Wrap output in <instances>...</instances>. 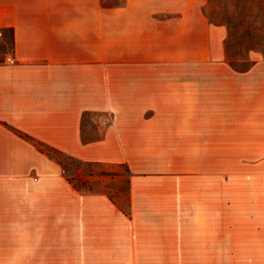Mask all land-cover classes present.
I'll use <instances>...</instances> for the list:
<instances>
[{"label": "crops", "instance_id": "1", "mask_svg": "<svg viewBox=\"0 0 264 264\" xmlns=\"http://www.w3.org/2000/svg\"><path fill=\"white\" fill-rule=\"evenodd\" d=\"M144 1L184 34L222 28L208 0L128 3ZM94 9L0 0V264H264V64L144 74L96 47ZM32 138L124 164L129 211L70 181Z\"/></svg>", "mask_w": 264, "mask_h": 264}, {"label": "rangeland", "instance_id": "2", "mask_svg": "<svg viewBox=\"0 0 264 264\" xmlns=\"http://www.w3.org/2000/svg\"><path fill=\"white\" fill-rule=\"evenodd\" d=\"M156 5L95 0L96 47L108 45L111 58L144 62L136 68L144 74L261 73L257 66L264 64V0H208L204 12L210 23L222 28L201 34H184L182 22L169 21L172 12L152 10ZM130 6L141 7L139 17L135 18L139 11ZM10 39L8 35L6 42ZM49 155L74 184L104 191L128 210V172L124 164L81 161L54 150Z\"/></svg>", "mask_w": 264, "mask_h": 264}, {"label": "trees", "instance_id": "3", "mask_svg": "<svg viewBox=\"0 0 264 264\" xmlns=\"http://www.w3.org/2000/svg\"><path fill=\"white\" fill-rule=\"evenodd\" d=\"M228 48V47H227ZM32 141L37 145V147L40 149V150H42V151H44V152H46V153H48V154H50V150H54V151H56V152H60V153H62L61 151H59L58 149H56V148H54V147H50V146H47L46 144H44V143H42V142H40V141H38V140H36V139H34V138H32ZM68 156V155H67ZM68 157H70V158H72V159H75V158H73L72 156H68ZM126 170H127V172H129V169L128 168H126ZM68 179L70 180V181H72V177H68ZM128 181V186H129V179L127 180ZM73 182V181H72ZM110 196V195H109ZM111 197V196H110ZM128 205H129V203H128ZM125 210V209H124ZM126 211V210H125ZM129 210H127L126 212H128Z\"/></svg>", "mask_w": 264, "mask_h": 264}, {"label": "built area", "instance_id": "4", "mask_svg": "<svg viewBox=\"0 0 264 264\" xmlns=\"http://www.w3.org/2000/svg\"><path fill=\"white\" fill-rule=\"evenodd\" d=\"M2 34V32L0 31V35ZM11 61H13L11 58H10Z\"/></svg>", "mask_w": 264, "mask_h": 264}]
</instances>
